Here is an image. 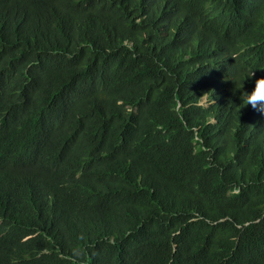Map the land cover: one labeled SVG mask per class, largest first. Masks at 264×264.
I'll return each instance as SVG.
<instances>
[{"label": "trees", "instance_id": "trees-1", "mask_svg": "<svg viewBox=\"0 0 264 264\" xmlns=\"http://www.w3.org/2000/svg\"><path fill=\"white\" fill-rule=\"evenodd\" d=\"M259 78L264 0H0V264H264Z\"/></svg>", "mask_w": 264, "mask_h": 264}, {"label": "clouds", "instance_id": "clouds-1", "mask_svg": "<svg viewBox=\"0 0 264 264\" xmlns=\"http://www.w3.org/2000/svg\"><path fill=\"white\" fill-rule=\"evenodd\" d=\"M240 98L243 105H250L264 113V78L256 79L251 92H242Z\"/></svg>", "mask_w": 264, "mask_h": 264}]
</instances>
